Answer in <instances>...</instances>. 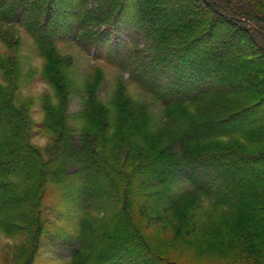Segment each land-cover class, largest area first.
<instances>
[{"label": "trees", "instance_id": "obj_1", "mask_svg": "<svg viewBox=\"0 0 264 264\" xmlns=\"http://www.w3.org/2000/svg\"><path fill=\"white\" fill-rule=\"evenodd\" d=\"M62 5L0 0V201L33 206L20 227L29 238L42 229L39 209L57 196L80 213L82 248L98 237L87 224L96 211L109 212L112 227L138 217L146 229L160 227L190 190L180 179L214 195L243 191L249 177L264 182V151L241 154L264 146V0ZM15 24L33 41L52 90L40 104L43 127L56 136L46 150L29 140L33 99L27 105L19 92L32 71L25 76ZM76 49L104 65L83 74ZM73 97L79 115L70 114ZM217 141L229 150H208Z\"/></svg>", "mask_w": 264, "mask_h": 264}, {"label": "rangeland", "instance_id": "obj_2", "mask_svg": "<svg viewBox=\"0 0 264 264\" xmlns=\"http://www.w3.org/2000/svg\"><path fill=\"white\" fill-rule=\"evenodd\" d=\"M61 1L63 5H74L76 0ZM6 29L4 24H0V30ZM26 34L19 24L14 25L12 35L21 41L19 55L23 59L25 76L30 69L32 71L31 78L21 86L19 96L27 105L33 99V105L29 107L32 123L30 144L46 150L53 145L56 136L43 127L40 104L44 95H51L52 90L41 76L42 60L33 52V41ZM120 36L128 39L124 33ZM0 50H7L2 43ZM74 55L80 57L83 74L103 64L95 60L93 53L86 56L76 49ZM111 82L109 78L100 88L99 95L104 100L112 91ZM130 88L135 94L133 87ZM69 111L71 115H79L82 111L78 97H73ZM214 144L215 149L208 147V150H229V146H223V141ZM262 151L264 146L245 145L241 154L250 156ZM199 161L202 160L199 158L196 164L201 165ZM200 177L201 180L206 178L203 173ZM10 182L26 188L14 179ZM178 185L190 190L182 197V204L170 213L160 227L146 229V218L140 217L135 224L125 222L112 227L107 221L109 212L96 211L89 216L87 224L89 232L98 237L96 240L86 239L82 248L78 232L80 213L65 204V200L57 203V196L45 201L39 209L42 229L34 239L20 228L27 226L25 219L32 220L33 206L23 204L19 208L17 204L6 203L4 206L0 201V264H264V182L249 177L240 194L215 195V191L192 188L185 179H180ZM102 233L105 237L99 235ZM29 235H32L31 232Z\"/></svg>", "mask_w": 264, "mask_h": 264}]
</instances>
